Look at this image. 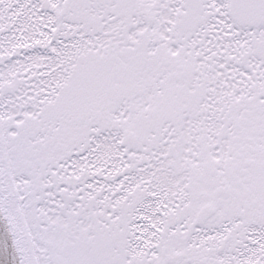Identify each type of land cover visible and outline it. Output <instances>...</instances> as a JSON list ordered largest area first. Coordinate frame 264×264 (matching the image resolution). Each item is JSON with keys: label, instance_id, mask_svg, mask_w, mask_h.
<instances>
[{"label": "snow or ice", "instance_id": "snow-or-ice-1", "mask_svg": "<svg viewBox=\"0 0 264 264\" xmlns=\"http://www.w3.org/2000/svg\"><path fill=\"white\" fill-rule=\"evenodd\" d=\"M0 264H264V0H0Z\"/></svg>", "mask_w": 264, "mask_h": 264}]
</instances>
